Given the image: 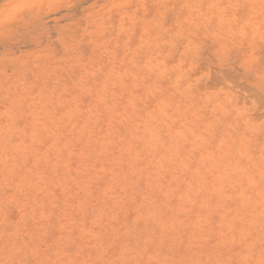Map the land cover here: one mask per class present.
I'll list each match as a JSON object with an SVG mask.
<instances>
[{"label":"rangeland","instance_id":"obj_1","mask_svg":"<svg viewBox=\"0 0 264 264\" xmlns=\"http://www.w3.org/2000/svg\"><path fill=\"white\" fill-rule=\"evenodd\" d=\"M0 264H264V0H0Z\"/></svg>","mask_w":264,"mask_h":264}]
</instances>
